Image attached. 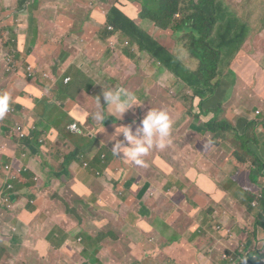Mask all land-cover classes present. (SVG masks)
I'll use <instances>...</instances> for the list:
<instances>
[{"label":"crops","instance_id":"crops-1","mask_svg":"<svg viewBox=\"0 0 264 264\" xmlns=\"http://www.w3.org/2000/svg\"><path fill=\"white\" fill-rule=\"evenodd\" d=\"M57 1L66 8L60 9L54 0H0V19L9 27L8 34L19 41L18 53L10 57L23 66L31 65L36 73L33 79H28L23 73L0 74V93H11L13 99L9 111L16 109L14 116L0 119V171L10 165L15 170L21 169L22 174L29 169L32 175L24 184L12 183L6 176L0 178V194L10 183L14 186L16 199L10 208L0 207V244L9 251L11 259L26 255L25 252L34 246L41 258H50L52 256L46 254H56L66 235L75 240L70 242L66 239V243L79 248L84 234L75 233L73 228L50 219L56 218L55 214L67 216L75 212L77 217L81 215L79 221L84 220V223L90 219L103 223L96 224V230L87 233L93 236L89 241L96 249V242L103 241L102 234L108 233L104 264H154L155 259L159 264H239L242 255L249 257L247 264H254L251 258L258 257L257 253L260 255L264 249V244L261 245L264 227H257L256 240L251 239L250 231L241 227L247 213L256 223L264 225V204L260 202L264 190L253 193L244 189L248 183L255 188H264V141L257 136V133L264 136V122H261L264 114L259 108L250 111L253 109L247 107L248 102L252 104L251 101L258 98L251 91L252 82L264 93L263 36L258 49H253L254 58L250 59L246 55L249 52L245 53L234 63L229 75L234 79L233 74L236 73L239 76L236 84L245 85L244 98L235 99L230 107L236 109V112L228 114L232 130V119L239 123V133L243 135L250 123H256L257 142L252 139L246 141L247 148L253 150L256 157L252 155L244 168L238 170L230 159L232 153L227 154L223 149L209 155H197L213 151L214 134L201 129L199 119H193L192 114L190 118L183 111L181 114L173 111L176 128L183 134H176L182 137L172 143L176 142L183 149L187 146L195 157L186 173L190 179L186 201L179 197L170 199L173 207L168 211L159 197L156 204L153 201L156 196H153L152 200H141L126 208L129 197L135 200L138 187L119 182L120 170L127 169L125 180L132 183H136L140 175L114 156L111 150L116 140L112 139L117 128L139 126L150 111V103L146 99L150 90L159 84L160 76L155 77L154 73L163 67L148 54L140 52L129 39L105 29L109 7L103 14L97 8L89 14L88 20L86 13H80V10L82 5L106 7L122 2L124 14L139 17L143 10L150 11L149 7L159 0ZM47 4L52 5L49 11L45 9ZM138 25L149 33L156 32L149 20L141 19ZM70 26L73 29H69ZM68 34L81 38V41L64 38ZM95 36L99 44H90L95 46L92 50L82 41ZM121 37L125 42L119 47ZM135 59L136 63L141 62V67L134 63ZM113 64L117 70L112 69ZM241 72L252 82H243ZM44 73H48L50 78H43ZM67 77L71 80L64 84ZM116 85L135 95L140 105L134 106L121 118L105 109V121L98 124L92 114L97 110L99 98L102 106L107 107L102 93ZM4 87L6 89H1ZM151 95L154 108L162 107L161 96L155 90ZM142 109L146 111L140 112ZM175 111L180 110L177 108ZM31 118L35 121L32 122ZM73 124L78 125L81 136L71 131ZM43 130L47 133L41 134ZM188 133L190 135L186 138ZM205 133L207 135L203 137ZM116 139L123 140L121 135ZM224 140L228 141V138ZM102 148L108 149L105 161L108 164L104 168L95 159ZM86 156L92 159L89 167H86L89 164ZM152 156L146 161L158 160ZM81 159L84 167L77 163ZM196 161L202 173L193 166ZM232 166L237 170L235 175H231ZM78 168H83L84 172L77 173ZM117 189L127 191L125 198L117 196ZM255 202L257 205L253 206ZM259 206L262 214L256 216L250 208ZM79 221L76 227L82 230ZM235 222L239 227L237 223L233 226ZM37 239L40 240L37 242ZM241 246L246 247V253ZM235 251L238 256L234 259ZM120 256L124 258L120 259ZM10 260L8 264H11Z\"/></svg>","mask_w":264,"mask_h":264},{"label":"trees","instance_id":"trees-1","mask_svg":"<svg viewBox=\"0 0 264 264\" xmlns=\"http://www.w3.org/2000/svg\"><path fill=\"white\" fill-rule=\"evenodd\" d=\"M235 4H240V6L234 7L233 5ZM242 5L241 1L232 3L230 0H159L158 8L155 11L143 10L142 15L139 17H128L124 14L122 11L124 4L122 2L107 5L106 7L103 5V7L105 9L107 7L110 8L107 22L108 26L113 27V35L121 34L129 39V42L135 45L140 52L148 54L160 66L174 75L176 81L182 82L194 92L195 98L191 100L193 101L192 113L200 119L209 113L212 115L208 121H202L203 130L213 132L214 139L228 138V141H230L233 138L232 122L225 116L219 119V116L222 113V103L229 100L231 96L222 93L223 96L217 99L216 93H221L220 87L226 85L224 78L230 77L232 67L238 58L245 56L247 52H253V49L246 51L248 44H252L255 38L263 36L260 34L264 31V27H261V24L255 23L252 19L249 20L247 15L249 11L244 12L241 8ZM245 6L246 10L248 6L253 7V0H247ZM7 18H10V16L8 15ZM141 19L149 20L153 24L154 29H156L155 34L143 30L138 25ZM261 21L264 22V18H261ZM9 31V27L3 24V20L0 19V34L4 36ZM179 32H184V36H181V44L184 45L187 42L183 48L188 52L192 64H195L193 59L199 62L196 71H192L194 68L185 64L176 55V52L172 50V40L174 42L173 45L176 44L178 41L176 36L179 35ZM109 34V32H106V35L110 36ZM15 38L9 35V40L0 41V53L2 56H16L19 41H15ZM14 61L18 65H24L16 60ZM241 77L245 83L252 82L245 77L244 72H241ZM224 90H226V87H224ZM251 91L264 101V93L253 82ZM175 106L179 108L181 104L176 103ZM16 108L18 107L16 106ZM172 119L171 140L173 142L182 137V135L177 136L176 134H183V132L176 128L177 124L174 121V115H172ZM261 122H264V118ZM227 124H230L232 130L230 134L226 132ZM255 125L256 123H250L245 134L247 140L252 139L254 143L257 142ZM73 132L78 133V136L82 134L81 131ZM46 133L43 130L41 134ZM121 137L124 139L122 135ZM246 141L237 143V145L232 144L234 151L230 155V159L239 169L247 164L252 155L254 156L253 150L247 148ZM207 150L206 148V152ZM86 157L89 161L86 167H89L92 159L91 156ZM113 161H116V159L114 158ZM253 163L260 166L259 163ZM195 167L202 173L199 166ZM14 174H16L22 184L32 177L29 169H27L25 174L15 172L13 176ZM176 179L184 181L179 190L187 187V179H178L177 177ZM260 202L264 204V194ZM259 225L264 227L262 222L256 223L251 235L252 240L257 239L256 230ZM4 253L0 259L3 262H7L11 259V254L5 248ZM256 256L258 257L251 258V260L254 264H260L264 257V249L260 255L257 253ZM19 257L10 261L13 264H17V260H21Z\"/></svg>","mask_w":264,"mask_h":264},{"label":"rangeland","instance_id":"rangeland-1","mask_svg":"<svg viewBox=\"0 0 264 264\" xmlns=\"http://www.w3.org/2000/svg\"><path fill=\"white\" fill-rule=\"evenodd\" d=\"M145 1V0H144ZM232 3H238L239 1L242 2V6L241 8L244 10V12L249 11V13H247L249 20H253L255 23L257 24H261V27H264V22L261 21V18H264V0H253V7L248 6L247 10H246V6H245V2L247 0H230ZM54 2H57L58 4H56L57 7H59L60 9L66 8L65 5L61 4L60 1L54 0ZM17 6V5H16ZM47 6V8H45L47 11L51 10L50 6H52L51 4H47L45 5ZM234 7H239L240 4H235L233 5ZM97 8H100L102 11V14L105 11L104 7H101L100 5H96V4H90V5H82L81 6V10L80 13H86V18L88 20L89 14H91L94 10H96ZM158 8V3L154 6H150L149 10L150 11H155ZM251 11V12H250ZM63 27H67V25H63ZM69 27V26H68ZM73 26H70L69 29H73ZM75 27V26H74ZM105 29H108L107 26L105 27ZM150 30V29H149ZM6 32V30H5ZM263 35V39H264V31L260 34ZM181 36H184V32H179V35L176 36V39H178V41L176 42V44L173 45V40H172V49L174 50V52H176V55L188 66L194 68V70L192 71H196L198 66H199V62L196 59H193V61L195 62V64H192V61L189 58V54L188 52L183 48L184 45L187 43H185L184 45L181 44ZM65 37H69L73 39H76L77 41H81V38L79 37H73L71 34H68ZM262 39V36H259L257 38H255L252 42V44H248L246 51H249L250 49H258L259 47V43L260 40ZM1 40H9V35L5 34L4 36H2L0 34V41ZM84 43L87 44L88 47H90L92 50L94 49L93 46H91L90 44H99V40L98 37H91L89 38V41H82ZM125 42V39L123 37L120 38L119 41V47L121 45H123ZM171 42V40H170ZM118 42L115 43V46L117 45ZM263 51H264V47H263ZM255 52H251L248 53L246 55L249 56L250 59H253ZM2 56V54L0 53V57ZM245 58H243L242 60H244ZM136 63V59L135 62ZM139 67H141V62L139 61L138 63H136ZM147 65H149V62H147ZM162 67V66H161ZM113 70H117V66L115 64H113L112 66ZM23 71L24 74L26 75V77H28V72H27V67H24L22 65H18L17 71ZM14 72L13 71H9V68L6 66V62L2 61V59H0V74L1 75H12ZM160 76L159 78V84L154 88L155 92H157L161 98H162V107L159 108H163V109H167L171 116L173 115V111L180 113L183 111L185 114H189L190 118H191V114L193 116V119H196L197 117L192 113L193 112V100L195 98V94L192 90L188 89L182 82L180 81H176V78L174 77V75H172L171 73H169L166 69L161 68L159 69L158 73L155 72L154 76ZM235 77L234 79L230 77H226L224 78V83L226 85H222L220 87V91L221 93L218 94L216 93V98L219 99L221 96H223V94H228L231 96V100H226L222 103L221 105V109H222V113L219 116V119L223 118L224 115L225 117L229 120L228 114L230 115V113L232 112H236V109L234 108H230L231 105H234L235 103V99L237 100H242L244 98L242 92L245 90V85L241 84V85H237L236 82L239 79V76L235 73L233 74ZM31 79V78H29ZM6 87V86H5ZM1 88V89H6V88ZM224 87H226V90H224ZM154 90H150V94L148 95V98L146 99V101H148L150 103V106H148L149 109L154 108L153 102H154V98L151 95L152 92H154ZM147 93V92H146ZM223 93V94H222ZM252 104L248 102V106L249 108H252L253 110L250 111H254V109L256 110L257 108H259L260 112L264 114V103L262 101H260V99H253ZM176 103L181 104V106L178 108L176 107ZM179 109L180 111H175V109ZM229 109V110H228ZM228 110V111H227ZM239 110V109H238ZM237 110V111H238ZM142 111H146L144 109H142L140 112ZM133 112V111H132ZM194 112H196L194 110ZM259 114V113H258ZM210 113L207 114L206 116H202L201 119H199V126L201 127V129H203V124L202 121H208L211 116ZM255 116L257 114H254ZM25 116V115H23ZM258 116V115H257ZM205 119V120H204ZM9 119H7L8 121ZM32 122L35 121L34 118L30 119ZM192 121V120H191ZM233 121V138L230 141H225L224 139H214L213 136V144L215 145V147H213V151L210 153H199L197 155L202 156V155H209L212 154L214 152L220 151L221 149H223L227 154H231L234 151V146L232 144L234 143H240L242 141H246L247 137H245V135L240 134L239 133V123L232 119ZM42 126H38L37 128H41ZM133 131H135L136 127H133ZM190 129V128H188ZM211 132V131H210ZM226 132L228 134H230L232 132L230 124H227V130ZM191 133V132H189ZM186 134L185 137L187 138L188 135L190 134ZM213 133V132H212ZM180 134V133H179ZM214 134V133H213ZM207 135V133L203 134V137H205ZM257 136L261 139V141H264V136L263 134H258ZM218 145V147H216ZM235 145V144H234ZM189 146V145H188ZM187 147V146H186ZM186 147L181 148L176 142L175 143H171L168 147H166L164 150H159V149H153L149 155H147L146 157H144V165H135L130 161H126L125 159H122V154L120 159L122 161H124L128 167L134 169L139 175H140V179L136 182V183H132L131 181L125 180V175L127 172V169H122L120 170V175L118 176V180L126 182L131 184L132 186H137L138 188L135 190V200H131V198H128V203H125V207L128 208L129 204H136L137 202L141 201V200H148L151 199V197L156 196V199L153 200L156 204H158V197H159V201L162 203V205L164 206V208L166 210H170L172 209L173 205L170 203V199L176 200L178 197L182 200V201H186V194L189 191L190 185H189V181L190 179L188 178V175H186V173H188L190 171V162L191 160L193 161L195 159V157L193 156V153L190 152ZM195 149V148H194ZM182 150L183 154L185 156V158L183 159L182 156ZM108 154V149L107 148H102L101 152L98 153V155H96L95 159L97 161H99L102 164V168H104L108 162L106 161L107 155ZM154 155V156H152ZM105 156V157H104ZM115 156V155H114ZM152 159H154L155 157L158 160H152V161H146L147 158L151 157ZM258 156H261V154H258ZM256 157V154H254L253 158ZM111 158H113V155H111ZM78 165L80 167H84V160H79L77 161ZM198 161L194 162L193 166H198ZM10 166V165H7ZM234 166L236 167V165L234 164ZM232 166L233 171L231 173V175H235L237 173L236 168ZM244 168V167H243ZM240 168V169H243ZM6 167L2 168V170L0 171V178H3L6 175L5 172ZM229 168H227L228 171ZM238 170H240L239 168H237ZM77 173H83L84 169L83 168H78L76 170ZM100 176V173H99ZM176 177L178 179H187L186 183H187V187L185 189L179 190L181 188V186L183 185L184 181L182 180H177ZM174 186V188L172 189V187ZM244 189L249 190L253 193H258L259 191L264 190L263 187H258L255 188L252 186V183H248L247 185H244ZM145 190V191H143ZM127 195V191L125 190H119L117 189V196L120 198H125V196ZM152 200V199H151ZM256 206V203H254ZM253 204V205H254ZM215 206L212 207V209ZM251 211L256 215L259 216V214H262V209L261 207H251L250 208ZM56 218L51 217L50 219L60 222L62 224H65L67 226H69L70 228H73V232H80L84 234V240L82 242H80L79 248H72V246H69V243H66V239H68L70 242L75 241L71 236L66 235L64 238V242L59 246L58 250H56V254H46V256H52L50 258H41L38 250H36V246H34V248L36 249H32L29 252H25L26 255H22L21 257H19L21 260H17V264H104L103 263V254L104 251L106 249V245H107V241L109 240L108 237V233H103L101 236V240L103 241H97L96 242V246L97 249L93 247V244H91L90 241L93 240V236L90 235L89 233H87L88 231H94L96 230V224L97 225H101L103 223L99 222L98 219H90L88 220L86 223H84V220H81V215L79 217L76 216L75 212L69 213L67 216L63 215V214H55ZM79 221V225L82 226V230H80L78 227H76L77 223ZM236 223L238 224L239 227V223L235 222L233 223V226H237ZM244 226H240L242 229L246 230V231H250V234H253V230L255 229L256 226V222L254 220V218L251 216L250 213H247L246 215V221L243 224ZM40 239H37V242ZM86 240V241H85ZM90 240V241H89ZM244 242L246 243V240H244ZM257 243H253V245H255ZM260 244V243H258ZM264 242L261 243V245H263ZM125 247V244H124ZM246 247L245 246H241V250H244ZM96 249V250H95ZM34 251V252H33ZM55 251V250H54ZM245 252H247V250L245 249ZM4 248L3 246L0 244V258L3 257L4 255ZM238 256L237 251H235V254L232 255V257L235 259ZM124 257L120 256V259H123ZM9 261L7 262H3L0 259V264H8ZM12 264V262H10ZM154 264H159L158 259H155L153 261Z\"/></svg>","mask_w":264,"mask_h":264},{"label":"clouds","instance_id":"clouds-1","mask_svg":"<svg viewBox=\"0 0 264 264\" xmlns=\"http://www.w3.org/2000/svg\"><path fill=\"white\" fill-rule=\"evenodd\" d=\"M102 95L107 107L102 106L99 98L97 110L92 114V118L98 124L105 121V109L114 114H118L121 118L134 106L140 105L135 95L117 85L114 88L110 87L106 89L103 91ZM12 99L11 93L7 91L0 93V119L15 115L16 109H11L9 111ZM172 130L173 119L170 112L163 108H151L141 120L139 126L135 128V131H133L131 125L116 129V133L113 136L114 139H112L116 140V142L111 152L118 158H120L122 154V159L130 161L135 165H144L143 158L149 155L153 149L164 150L172 143ZM120 135L124 137L122 141L116 139ZM15 172L18 173L17 170H15ZM12 183H20V181L18 180ZM3 191H5V189ZM7 194L9 195L7 196L9 202H5L2 200V197H0V207L10 208L11 203L15 202L16 199L14 198L15 193L13 190L6 192V195ZM225 258H228V256L226 255ZM248 258V256L242 255L239 258V264H247Z\"/></svg>","mask_w":264,"mask_h":264},{"label":"built area","instance_id":"built-area-1","mask_svg":"<svg viewBox=\"0 0 264 264\" xmlns=\"http://www.w3.org/2000/svg\"><path fill=\"white\" fill-rule=\"evenodd\" d=\"M108 29L110 31H113V27L109 26ZM114 44V43H113ZM111 43V45H113ZM2 61L6 62V66L9 68V71H13L14 73L13 74H17V73H23V71H19V72H16L17 71V68H18V64L10 57V56H2L1 57ZM23 66V65H22ZM24 67H27V72H28V79L31 78L33 79L34 78V75L36 74L35 73V68H33L31 65H28V66H24ZM43 78L45 79H49L50 78V75L48 73H44L43 74ZM71 78L70 77H67L64 79V84H68L70 82ZM70 129L71 131H78V125L77 124H73L70 126ZM5 172H6V178H8V180H10L11 182H16L18 181V178L16 176V174H14L13 176V173H15V169H13L11 166H6V169H5ZM18 173L21 172V169L17 170ZM14 189V186L12 184H7L6 187H5V191H2L1 192V196L2 197V200H4L5 202H9V198L7 196H9L8 194L6 195V192H10ZM255 206V204H254ZM218 229H221V227H218ZM260 243V241H259ZM261 264H264V257L263 259L260 261Z\"/></svg>","mask_w":264,"mask_h":264}]
</instances>
